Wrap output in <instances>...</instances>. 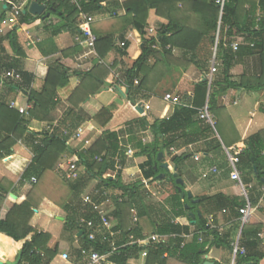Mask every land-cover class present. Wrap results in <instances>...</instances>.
Here are the masks:
<instances>
[{
  "label": "trees",
  "instance_id": "1",
  "mask_svg": "<svg viewBox=\"0 0 264 264\" xmlns=\"http://www.w3.org/2000/svg\"><path fill=\"white\" fill-rule=\"evenodd\" d=\"M217 1L130 0L119 6L110 0H82L80 10L71 3V0H37L47 7L48 12L54 13L63 21L62 25H54L56 35L71 27L79 29L76 23L83 14L99 18L110 13V18L91 24V31L97 39L95 51L101 64H96L91 71L85 73H71L63 65L51 66L39 91L32 88L36 76L20 72L22 81L11 88L23 89L28 93L31 106L28 115L20 114L12 110L8 104L0 103V157L12 155V149L18 143L22 144L33 156L32 164L25 171L23 180H31L32 177L38 179L37 184H33L27 200L21 205H15L6 219L0 221V234L5 236L8 240L7 244L9 243L8 246L5 243L0 250V264L14 263V259L6 258L8 257L6 253L13 248L12 245L19 246L17 251H22L21 264H50L57 255L58 249L51 252L48 249L50 235L39 233L31 226L34 209H37L44 199H49L60 208H66L71 200H81L96 178L101 179V183L96 187L100 197H95L93 194V200L100 204L112 197L115 191H121L120 196L113 197L117 212L112 215L122 220V229H128L127 222L132 216L131 212L138 206L140 210L138 223L135 228L122 233L126 238L125 242L118 245V250L113 252L111 245L103 241L101 233L97 234L96 242L89 241L87 235L89 231L80 227V220L85 218L95 220L97 223L100 220L91 205H81L74 211L73 216L68 218L66 228L72 232L78 229L83 231L81 239L84 249L94 248L102 255L112 254L110 261L114 264H127L129 260L139 257L144 251L148 252L146 264H205L204 256L212 248L232 251L239 230L222 233L216 226L209 224L207 218L221 211H228L240 218V210L247 206L246 202L238 197L218 195L198 197L199 203L194 204L188 199L184 187L179 190L176 180L182 178V175L178 174L176 178L171 171H164L161 168L162 162L158 159L159 154L164 153L171 158L172 165L179 167L189 157L188 152L179 151L202 141L207 143L205 154L223 150L221 142L216 138L208 141L209 135H212L214 130L210 123L201 119V111L207 105L212 117L221 115L217 109L214 82L210 91V82L207 78L214 57L213 49L220 23L221 36L217 45L216 61L222 62V72L218 84L228 89L246 91H259L264 87V73L258 79L243 78L239 82H233L231 78L232 69L246 55L258 54L264 61V23L256 24V11L258 6L264 9V0H228L222 13ZM31 2L32 0H28V5ZM243 2L250 7L244 19L239 14L240 4ZM151 10H155L157 15L168 23L159 27L157 38L146 40L142 56L130 63L116 61L110 67L102 64L112 52L119 54L122 59L128 57L129 44L125 34L133 28L145 36L149 28ZM29 18L32 16L23 13L20 20L25 21ZM3 19V16L0 17L1 21ZM250 19L252 22L247 24ZM78 34L82 35L80 31ZM238 36L243 37L245 46L234 52L231 45L233 39ZM117 39L125 43L124 48L117 44ZM14 44L13 41V46ZM157 46L161 50L154 48ZM79 49V47L74 48V51ZM174 49L182 51L181 58L175 57ZM191 65L197 66L207 79L195 86L190 101L175 107L172 118L157 120L151 126L148 125L147 119L143 118L130 123L126 130L105 132L87 152L78 153L69 149V141L84 124L95 120L105 128L113 119L114 113L118 111L116 104L97 108L93 107L97 104H91L112 72L117 84L123 82L120 86L129 90L128 101L136 104L138 100L147 99V93H155L174 71H186ZM73 78L79 80V86L71 92L67 100L70 108L54 125L56 120L52 113L62 102L60 91L68 88ZM136 81L138 85L134 83ZM34 120L50 124L51 131L30 133V125ZM133 128L137 131H133ZM217 129L222 133L219 125ZM238 140L237 136L235 141ZM224 142L227 147L231 146L225 137ZM129 149L139 151L140 155L147 158L139 169L144 180L158 182L161 172L165 173L163 180L172 178L174 192L166 202L172 217L158 221L147 213L140 194L142 182L132 186L125 185L121 178L122 171H119L113 180L108 176L110 169L115 171L116 159L125 166L126 153ZM68 151L72 155V163L86 169L85 174L73 183L68 182L64 175L53 171ZM176 151L178 153L175 154ZM96 158H102V161L98 162ZM238 158L236 168L244 174V180L249 182L252 181L251 178H255L258 185L264 188V134L259 133L245 140L244 150ZM226 166L219 169L228 175L231 170ZM0 192L8 194L9 191L0 184ZM105 193L107 196H104ZM183 194L185 197L182 196ZM191 214H194V217ZM176 219H181L182 222L176 223ZM145 232L149 235H174L176 241L168 245L150 243L146 247L130 246L127 241L129 236L133 235L136 240H141ZM261 233L262 229L259 226H245L240 244L245 248L246 254L237 257V264H260L264 260V251L260 252L259 249ZM191 234L194 235L193 240L186 244L182 237ZM201 237L203 242L200 243ZM81 253L79 251L78 254Z\"/></svg>",
  "mask_w": 264,
  "mask_h": 264
},
{
  "label": "crops",
  "instance_id": "2",
  "mask_svg": "<svg viewBox=\"0 0 264 264\" xmlns=\"http://www.w3.org/2000/svg\"><path fill=\"white\" fill-rule=\"evenodd\" d=\"M6 1L7 0H0V17H4L3 21L0 20V103L8 104L10 108L11 105L14 104L15 107L11 108L14 111H18L17 108L27 109L25 115H28L31 108L29 105L28 93L23 89H12L11 87L19 82L7 78V72L15 71L18 73L24 72L35 75L36 78L32 88L39 91L43 87V80L46 77L48 68L51 66L63 65L70 70L71 73H85L91 71L96 64L100 63V61L97 52L87 44V37L78 34L79 31H82L80 28L82 17H79L76 23L79 29L77 27H71L56 35V28L54 25H62L63 21L54 13L48 12V9L41 16H34L25 13L26 11L28 12L31 4L37 2V0H32L30 5H28V0H16L17 3H26L23 13L32 16V18L25 21L20 20V18L17 24H11L8 21L10 8L8 9ZM110 1L116 2L119 6H123L130 0ZM81 2L82 0H79L80 5ZM249 8L250 7L247 3L243 2L240 4L239 14L242 19L245 18ZM47 14H49L50 17H47ZM109 16L110 13L99 18L107 19V17L110 18ZM251 22L252 20L250 19L247 21V24H250ZM167 23L168 21L159 17L155 10H151L148 20L149 28L145 36H142L133 28H130L125 34L126 41H128L129 44L128 57L122 59L119 54L112 52L107 59L102 61V64L110 67L116 61L130 63L138 60L143 54L146 40L157 38L159 27L161 25H166ZM260 23H264V9L258 6L256 11V24ZM257 28H259V25ZM151 29L154 30V33L150 32ZM220 29L221 23L216 37L217 45L219 37L221 36ZM233 40L232 45L238 43L239 48L245 46L243 37L238 36ZM13 41L15 42L14 46ZM116 41L121 42L119 39ZM251 46L253 47V44ZM78 47L80 49L74 51V48ZM156 50H161V48L159 47ZM237 51L234 50V52ZM213 52L214 57L209 67L210 71L207 78L210 82V91L212 90L211 87L214 82L213 90L217 93V109L221 112V115L219 117L213 115L214 125L211 126L213 127L214 132L212 135H209L208 141L216 138L221 142L223 150L222 152L205 154L204 150L207 149V143L202 141L201 143L190 145L179 151L180 153L188 152L189 154V157L179 167H176L174 164L172 165L171 158L164 153L163 159L159 161L162 162V165L165 163L169 164L171 171L176 168V172L182 175L181 179L184 181L183 187L187 193H192L193 195L191 200H199L198 197L223 195L225 197H238L242 201H245L247 206L254 210L251 222L246 226H259L262 229V233L260 234L262 240H259V249L261 252L264 251V188L258 185L255 178H251L252 181L249 182L245 181L244 174L236 168L237 164L235 170L241 174V182L232 180V175L235 170L231 168L229 155L236 154L240 150L243 151L244 142L249 137L259 133L264 134V87L259 91H246L244 89H228L219 85L218 83L221 81L220 73L222 72V62L220 60L216 61V45ZM173 53L177 58H181L182 56V51L179 49H174ZM213 62H215L217 66V72L215 74H212L211 72ZM263 73L264 61L262 57L258 54L246 55L240 59L232 69L231 78L233 82H239L243 78L258 79ZM113 74L114 73L112 72V75L107 79L105 86L93 98L91 104H97V106H93L96 108L99 106L109 107L112 104H116L118 111L114 113L113 119L105 128L101 127L95 120L83 125L80 129L81 134L79 138L80 140L84 139L85 152L89 151L107 131L120 132L126 130L130 123L143 118L147 119L149 126L153 125L157 120L172 118L176 106L166 102L164 96L172 93L173 96L179 97L182 103H186L191 100L195 86L207 79L197 66L191 65L186 71H174L172 76L162 82L155 93H147V99L138 100L136 104H133L127 99V87H122L120 84H117L118 82L115 80ZM73 79H75V81L72 83L71 80L68 88L60 91L62 102L52 113L56 120L54 125L57 124L65 112L70 108V104L67 100L71 92L79 86V80L77 78ZM121 91L123 93L125 91V94H122ZM105 94L108 95L105 96ZM104 96L105 99H103ZM120 101H122L121 104ZM140 105L142 108L144 106L149 107V110H144L143 108L144 112H141L138 109ZM206 107H208V105ZM217 124L223 135L218 131ZM50 126L51 125L48 123L34 120L30 125V133H42V131L44 132L45 130H48ZM133 131H137L136 128H133ZM143 135H146V133H143ZM237 136L239 140L235 141ZM224 137L227 138L229 143H231L230 147L226 146ZM176 153L178 152L176 151L175 154ZM32 159V154L20 143L12 149V155L0 157V184L9 191L8 194L3 193L4 191L0 192V196H2L0 198V221L6 219L7 214L15 205H21L27 200V197L33 188V184L30 180L24 181L23 175L31 166ZM146 160L147 158L140 155L139 151L132 149L128 150L126 153L125 166H122L121 170V178L125 185L132 186L136 183L131 182L132 180L130 177L133 175L141 176V180H139V182L143 183L141 191L144 189L145 185L147 189L154 188V190H156L162 187L160 186L162 183H170L166 181L149 182L144 180L141 170L139 169ZM118 161L119 160L116 159V164ZM74 165L75 164L72 163L70 156H63L53 171L64 175V178L68 180L67 176ZM224 165H227L226 168L231 170L228 175H225L223 171L219 169V167ZM76 168L79 171V177L85 174L86 169L84 167L76 166ZM210 168H217L219 169V172L217 174H208ZM113 173L116 172L111 169L107 173L108 176L112 178L111 180L116 178ZM205 174H208L207 178H204ZM68 182L73 183L75 180H68ZM100 183L101 179L96 178L82 196V199L75 201L71 200L66 208H60L49 199H44L37 209H34L35 214L31 221V226L39 233L50 235L48 249L51 252L58 249L57 255L53 257L50 264H88L89 258L82 255V253L81 255L78 254L79 251L81 252L82 249H84L83 240L81 239L83 232L79 229L72 232L66 228V225L68 223V218L73 216L74 211L79 209V206L81 205L85 206L83 200L84 196L89 195L96 190V187ZM121 193V191L117 190L111 195L112 197H110L109 200L107 199L108 201L106 200L103 203H100L102 205V210L108 213L110 226L112 232L115 234L114 237H110L111 242L117 246L125 242L126 238L123 237L122 233L137 226V224L134 223L132 213V216H130L129 221L127 222L129 225L128 229H122V220L112 215L117 212L116 202L113 197H118ZM171 195L172 194L164 195L162 201L154 205H147L143 199V204L148 211L147 213L151 214L158 221L164 220L165 217H172L170 209L166 205V202ZM183 195L182 196L185 197V194ZM121 201L122 199H120V202ZM134 210H136L138 216V212L140 211L139 207H134ZM211 216H214L215 222L213 225L216 226L219 231L226 233L238 229V239H241L242 230L245 228L240 221L241 216L240 218H237L228 211H221L209 215L207 218L208 223ZM60 218H63L64 220H61ZM175 222L179 223L182 222V220L176 219ZM120 227L121 229H119ZM100 233L102 238L104 234L109 235V231L105 228H102ZM191 235L192 238L184 239V236L186 235L182 237L186 244L192 242L194 235ZM149 236L151 235L147 232L144 233V238L147 239ZM166 237L167 240L165 244L167 245L176 241V236L174 235H166ZM127 241L128 243L130 242V236ZM7 242L8 240L6 237L0 234V250L3 249L5 243L6 246L9 245ZM12 246L13 248L11 251L6 253L8 256L6 258H8V260L14 259V262H16L18 259L17 257H19V254L22 251H17V247H19L17 245ZM146 246H148V244L141 247ZM144 252H142L139 257H134L129 260L127 264H146L148 257L143 256ZM64 254L69 255L68 260L64 259ZM232 254L231 250L212 248L209 253L204 256V261L205 264H233L234 256ZM110 256H112V254L107 256L104 264H114L110 261ZM165 256L167 257V254ZM260 264H264V260Z\"/></svg>",
  "mask_w": 264,
  "mask_h": 264
},
{
  "label": "built area",
  "instance_id": "3",
  "mask_svg": "<svg viewBox=\"0 0 264 264\" xmlns=\"http://www.w3.org/2000/svg\"><path fill=\"white\" fill-rule=\"evenodd\" d=\"M227 1L228 0H218L217 1V4L220 6L221 13L223 12L225 4ZM71 2H72V4L76 5L81 10V5L79 3V0H71ZM6 5H7V7L10 8V14L8 17L9 23L17 24L19 19L21 18L22 14H23V10H24L26 3H17L16 0H7ZM81 17H82L81 18L82 22H81V26H80V28L82 30L81 34L84 35L85 37H87V40H86L87 44L89 45V47H91L93 50H95V43H96L95 40H97V39L91 31V24H93L95 22V18L91 17V16L84 15V14ZM150 32L154 33V30L151 29ZM117 43L121 48L125 47L124 42H117ZM231 47L235 51H237L239 48V44L234 43ZM154 48L158 49L159 47L157 46ZM216 48H217V44H216ZM211 72H212V74H215L217 72V66H216L215 62H213V64H212ZM6 77L15 81V82H21L22 81V75L18 72H15V71L7 72ZM117 78L119 80V75H117ZM121 83L123 84V82H120L119 84H121ZM134 83L136 85L139 84L138 81H136ZM164 100L166 102L173 104L174 106H182L183 105L181 99L179 97L173 96L172 93L166 94L164 96ZM14 107H15V105L12 104L11 108H14ZM143 108H144V110H149V107H147V106H144ZM17 109L20 112V114H26L27 113V109H20V108H17ZM201 119L205 120L206 122L210 123L211 125H214L213 117L210 114L208 107L204 108V110L201 111ZM48 130L51 131L50 128ZM78 132H81V130H79ZM64 133L67 134L66 131H64ZM77 136H80V134L76 133L73 137L75 138ZM241 152L242 151L240 150L236 154H233V155L230 154L229 155L230 165H231V168H233L234 170L236 169L235 167H236V164L238 163V156L241 154ZM129 153H131V152H129ZM96 159L99 161H102L101 158H96ZM115 169H116L115 170L116 173H118L119 171L122 170V165L120 164L119 161L117 162ZM78 172H79L78 169L74 165L72 167V169L70 170V173L68 174L67 179L68 180H77L79 178ZM218 172L219 171L217 168H210V171L208 174H212V173L217 174ZM208 174H205L204 178H207ZM232 180H234L236 182H241V174L235 170L234 174L232 175ZM30 182L32 184H37L38 179L36 177H32ZM93 194L95 195V197H100L99 191L94 190L91 194L84 196L83 200H84V203L86 205L88 204V205L92 206L93 211L98 215L100 221H99V223H97V221H95V220H88V219L83 218L80 220V227L84 228L86 231H89L87 235H88V239L90 242H96L97 234L100 233L102 228L107 229L109 231V235L104 234L103 235V241L108 242L111 245L113 252H116L118 250V247H117V245L112 243L111 239H110V237H114L115 234H114V232H112V228L110 226V221L108 219V213H106L102 210L101 204H99L98 202L93 200V196H92ZM104 196H107V193H105ZM253 212H254V210L250 209L249 206H246L245 208L240 210V215H241L240 221H241L243 226H246L251 222ZM131 213L133 214L134 223L137 224L138 223V216H137L136 210L133 209ZM214 222H215V218H214V216H211L209 218V224L213 225ZM186 238H192V235L184 236V239H186ZM259 239H260V241L262 240L261 235H259ZM166 240H167L166 236H159V235H151L147 239L143 238L141 240L140 239L136 240V238H134V236L132 235V236H130L129 244H130V246L131 245L144 246L147 244L149 245L150 243H158V244L159 243H165ZM199 242L200 243L203 242L202 237L200 238ZM240 243H241V239H237L232 245V253H233L232 255L234 256V263L233 264H236V259L239 255L244 256V254H246L245 248L242 247ZM263 246H264V243H263ZM81 252H82V255H85L89 258L88 264H104L107 256L109 255V254L102 255L99 252H97L94 248H90L88 250L82 249ZM147 255H148V253L144 252L143 256H147ZM63 257L65 260L69 259L68 254H64Z\"/></svg>",
  "mask_w": 264,
  "mask_h": 264
},
{
  "label": "rangeland",
  "instance_id": "4",
  "mask_svg": "<svg viewBox=\"0 0 264 264\" xmlns=\"http://www.w3.org/2000/svg\"><path fill=\"white\" fill-rule=\"evenodd\" d=\"M100 20H102V19L95 18V22H98ZM73 81H75V79H72V83H73ZM124 94H125V91H124ZM106 95H108V94H105V96ZM105 96H104L103 99H105ZM121 103H122V101H120V104ZM77 133L81 134L80 132H77ZM68 147H69V149L71 151H74V152H78V153L85 152L84 151V139H81L80 140L79 136H77L75 138L72 137L71 140L68 143ZM64 156H70V159H72V155L70 154L69 151ZM95 160L99 162V160H97V159H95ZM161 168H162V165H161ZM174 170L175 169H172L171 173L175 177V171ZM161 174H165V173L161 172ZM113 175L116 176L117 174L116 173H113ZM133 176L130 177V179L132 180L131 182H134V183L136 182L137 183V182H139V180H141V176H139V175H133ZM159 176H158V180L157 181H160V182L166 181V182H170L171 183V179H172L171 177H170L171 179L168 178V180H163V179H160L159 180ZM176 182H177V180H176ZM170 183H162V184L160 183L161 184L160 186H162V187L161 188H158L156 190H154V188L153 189H147L145 187L146 186L145 185L144 186V189H142V191L140 192V194L143 196V199L147 203V205L158 204V203H160L162 201V197L164 195H166V194H173L174 187H173V184L172 183L170 184ZM160 186H156V187H160Z\"/></svg>",
  "mask_w": 264,
  "mask_h": 264
},
{
  "label": "water",
  "instance_id": "5",
  "mask_svg": "<svg viewBox=\"0 0 264 264\" xmlns=\"http://www.w3.org/2000/svg\"><path fill=\"white\" fill-rule=\"evenodd\" d=\"M47 11V7L46 6H44V5H42L41 3H38V2H33L32 4H31V6H30V8H29V10H28V12L26 11L25 13H29V14H32V15H34V16H41V15H43L45 12ZM47 17H50V15L49 14H47ZM121 93L122 94H124L122 91H121ZM127 93H129V90H127ZM138 109L141 111V112H144V110H143V108H142V106L140 105L139 107H138ZM163 157H164V154L163 153H160L159 154V160H162L163 159ZM162 168L165 170V171H171V168H170V166H169V164H167V163H165V164H163L162 165ZM175 170V177L177 178L178 177V173L176 172V168H174ZM165 178V174H161L160 176H159V180L160 179H164ZM177 183L179 184V190L181 191L182 189V187L184 186V181L181 179V178H178L177 179ZM184 196V195H183ZM188 198L189 199H192L193 198V195H192V193H188ZM192 203H196V204H198L199 203V200H192ZM193 217H194V215H192ZM61 220H64L63 218H60ZM18 259H17V261L16 262H14V263H9V264H20V262H21V259H22V252H20V254H19V257H17ZM206 264H209V263H206Z\"/></svg>",
  "mask_w": 264,
  "mask_h": 264
}]
</instances>
